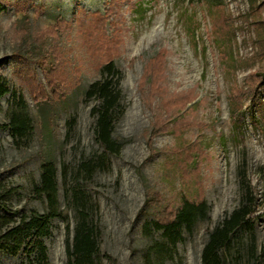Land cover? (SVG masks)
Masks as SVG:
<instances>
[{"label":"rangeland","instance_id":"obj_1","mask_svg":"<svg viewBox=\"0 0 264 264\" xmlns=\"http://www.w3.org/2000/svg\"><path fill=\"white\" fill-rule=\"evenodd\" d=\"M138 2L0 0V77L9 86L0 125L20 114L30 124L22 136L0 128V220L11 228L46 213L37 192L46 160L56 166L60 209L41 239L45 259L28 239L5 243L0 264H67L75 191L96 227L98 264H201L208 232L240 203L239 173L260 206L253 229L223 251L224 264H248L250 245L264 258V0H152L142 16ZM59 19L70 30L46 35ZM43 49L54 59L49 76L38 63ZM109 56L120 72L112 78L119 147L103 156L94 136L101 101L86 92L104 79ZM63 69L66 85L51 87L48 79ZM188 92L193 101L177 128L153 134L162 102ZM183 194L204 199L208 212L171 246L155 223Z\"/></svg>","mask_w":264,"mask_h":264},{"label":"trees","instance_id":"obj_2","mask_svg":"<svg viewBox=\"0 0 264 264\" xmlns=\"http://www.w3.org/2000/svg\"><path fill=\"white\" fill-rule=\"evenodd\" d=\"M152 0H139L135 11L137 16H142L149 11V3ZM3 8L0 4V13ZM97 23H101L104 18L99 12L95 15ZM57 26L49 27L44 33L53 35L63 27L65 32L70 30L69 22L64 19L58 20ZM193 23V20H188ZM193 26V27H192ZM192 27V28H191ZM198 32V27L191 24L190 33L194 38ZM35 38L43 39L45 36L42 33H36ZM196 41V39H195ZM113 49L116 45H112ZM48 49V48H47ZM117 49V47H116ZM51 51L42 50L39 58V66L49 76L48 70L53 67ZM116 52H112L115 56ZM56 61V60H55ZM56 65L64 67L62 62L58 61ZM104 72V79L95 82L86 92L87 96L98 95L101 101L99 108L94 112V136L97 143L103 150V156L107 154H116L119 143L113 139V112L118 103V91L113 85L112 78L116 80L120 77V72L115 67L114 58L109 56L101 66ZM149 71V68H148ZM151 75H155L153 68H150ZM54 77L48 79L49 85L53 88L65 86L68 80V74L63 71H55ZM151 75H146L144 84L150 80ZM254 78L261 81L263 74L256 72ZM149 77V78H148ZM36 82V81H35ZM36 85V84H35ZM9 93L8 84L0 77V98ZM190 92L181 95H176L162 102L161 112L154 116L153 134L173 131L181 123L179 112L183 107L192 102L189 98ZM196 103V102H195ZM194 103V104H195ZM193 104V106H194ZM21 107V104H20ZM153 108V104L151 106ZM5 127L11 129L14 133L22 136L26 133L30 124L24 114L14 115L9 124L0 125V128ZM176 127V128H175ZM241 189V200L238 205L227 217L220 223L214 226L207 236V240L201 251V264H224L223 251L230 245L233 237L242 229L252 230L256 220V213L259 210L258 199L252 186L245 182V178L240 173L238 174ZM37 192L43 195L46 199L47 210L43 215L32 214L30 217H23L16 226L9 228L7 220H0V249L5 247V243L18 242L19 247L22 246L25 240L36 242L40 250V254L45 259V249L42 246L41 239L48 231L50 222L57 217H60L59 200L56 184V166L53 161L46 160L42 164V174L40 185ZM1 201V200H0ZM73 201L76 204L74 210L75 223L71 240L66 241V256L67 264H98V242L96 237V227L92 221L86 216L87 206L85 198L81 192L75 191ZM1 207V202H0ZM208 212V206L204 199H197L196 196L181 195L179 204L176 207L169 208L157 218L155 223L157 230L161 231L167 243L171 246L175 245L181 237L183 229L192 230L195 224L202 219H205ZM249 259L248 264H264V258L257 259V250L252 245L248 248ZM260 256V254H259Z\"/></svg>","mask_w":264,"mask_h":264}]
</instances>
